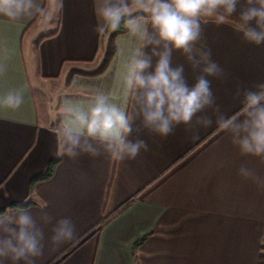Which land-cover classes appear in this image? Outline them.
<instances>
[{
	"label": "crops",
	"instance_id": "obj_1",
	"mask_svg": "<svg viewBox=\"0 0 264 264\" xmlns=\"http://www.w3.org/2000/svg\"><path fill=\"white\" fill-rule=\"evenodd\" d=\"M34 4L30 14L15 19L0 14V96L14 90L24 96L17 109L0 107V214L23 208L38 219L43 208L53 224L67 217L75 225V238L60 245L50 242L52 224L45 226L36 264L60 259L130 199L127 209L58 264H264V187L240 174L245 167L264 180V159L242 155L214 112L219 106L227 116L238 113L237 92L264 83V45L242 39L237 16L219 24L201 18L197 47L210 51L223 72L208 77L215 105L200 114L213 123L192 130L179 125L167 137L134 131L130 139L146 141L148 150L132 160H114L103 149L99 156L71 158L62 152L60 135L68 102L87 108L104 92L131 114L122 83L139 42L128 31L118 35L105 72L75 74L66 86L72 68L99 66L104 0ZM172 64L183 65L189 85L200 75L179 51ZM47 94L55 95L54 104ZM57 158L53 176L32 184ZM28 201L33 203L19 206Z\"/></svg>",
	"mask_w": 264,
	"mask_h": 264
},
{
	"label": "clouds",
	"instance_id": "obj_2",
	"mask_svg": "<svg viewBox=\"0 0 264 264\" xmlns=\"http://www.w3.org/2000/svg\"><path fill=\"white\" fill-rule=\"evenodd\" d=\"M34 7V0H0V14L13 19L30 14ZM100 15L103 24L97 31H117L123 26L139 42L127 61L122 83L133 111L129 114L104 92L91 97L87 108L68 102L60 135L62 152L71 158L99 156L103 149L114 160H132L148 150L146 141L130 139L134 131L147 129L167 137L179 125L192 130L213 123L211 117L200 114L215 105L208 77H222L223 72L211 60L210 51L197 47L203 34L202 17H213L219 24L237 16L242 39L264 45V0H104ZM174 51L199 69L195 83L189 85L183 65L173 66ZM237 96L240 111L227 116L215 106V122L242 155L264 159V83L255 90L238 91ZM23 102L22 91L0 96V107L17 109ZM240 174L254 177L264 187V180L251 170L241 167ZM52 221L43 208L38 219L23 208L0 214V264H36L43 255L44 227L49 224L53 245L75 238L70 218Z\"/></svg>",
	"mask_w": 264,
	"mask_h": 264
},
{
	"label": "trees",
	"instance_id": "obj_3",
	"mask_svg": "<svg viewBox=\"0 0 264 264\" xmlns=\"http://www.w3.org/2000/svg\"><path fill=\"white\" fill-rule=\"evenodd\" d=\"M134 14H135V10ZM202 19H212L215 20V18L213 17H202ZM228 20V19H227ZM226 21V20H225ZM127 30L122 26L119 30L117 31H111L108 28H105V30L103 32H100V42H102L103 45V52H102V58H101V62L99 64V66L92 71H87L83 68H81L80 66L74 67L72 68L66 79H65V85H69L72 77L75 74H81V75H88V76H95V75H99L102 74L103 72L106 71V69L108 68L110 62L112 61L115 52H116V46H115V40L116 37L120 34L125 33ZM59 158L52 160L47 169L39 174L38 176L34 177L32 180V184H35L38 181L41 180H46L49 179L53 176L55 168L57 163L59 162ZM33 203V201H28L27 203L21 204L19 206L22 207H27L29 205H31ZM132 203V199L126 201L125 203H123V205H121L118 209H116L113 213L108 214L105 219L102 221V223L100 224V228H102L103 226H105L108 222H110L117 214H119L120 212L124 211L125 209H127L130 204ZM100 228H98L97 230L93 231L91 234H88L87 236H85L84 238H82L79 242H77L75 245H73L70 249H68L66 251V253L57 261L51 263V264H58L61 260H63L66 256H68L69 254H71L74 250H76L80 245H82L90 236H92L93 234H96L97 232H99ZM142 240L136 242L135 246H138L141 243Z\"/></svg>",
	"mask_w": 264,
	"mask_h": 264
},
{
	"label": "rangeland",
	"instance_id": "obj_4",
	"mask_svg": "<svg viewBox=\"0 0 264 264\" xmlns=\"http://www.w3.org/2000/svg\"><path fill=\"white\" fill-rule=\"evenodd\" d=\"M101 58H102V54H100L99 59H98V61H97V63H96L95 66H97L98 64H100L99 62H101ZM34 86H35V85H34ZM35 88H36V86H35ZM47 95L49 96V94H47ZM49 97H50V99L52 100V103H53V102L55 103V101H56V99H55V95L51 94ZM50 99H49V101H50ZM54 103H53V104H54Z\"/></svg>",
	"mask_w": 264,
	"mask_h": 264
}]
</instances>
